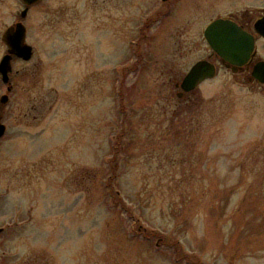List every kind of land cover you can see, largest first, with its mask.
Wrapping results in <instances>:
<instances>
[{
  "label": "rangeland",
  "instance_id": "obj_1",
  "mask_svg": "<svg viewBox=\"0 0 264 264\" xmlns=\"http://www.w3.org/2000/svg\"><path fill=\"white\" fill-rule=\"evenodd\" d=\"M160 2L0 0V60L18 20L34 48L0 79V264H264V95L220 65L189 102L169 81L264 0L142 27Z\"/></svg>",
  "mask_w": 264,
  "mask_h": 264
},
{
  "label": "water",
  "instance_id": "obj_2",
  "mask_svg": "<svg viewBox=\"0 0 264 264\" xmlns=\"http://www.w3.org/2000/svg\"><path fill=\"white\" fill-rule=\"evenodd\" d=\"M27 7L23 10L22 16L25 17L29 6L37 3L39 0H23ZM256 29L264 35V17L256 23ZM205 37L212 48L222 58L223 62L229 66L228 62L242 64L248 59L254 40L235 22L220 18L212 22L205 30ZM27 27L23 22H17L9 26L2 35V40L8 46V53L0 60V75L3 81L8 83L10 73L12 72V59L14 55L29 60L33 55V47L27 43ZM228 61V62H227ZM216 65L207 61H198L188 74L185 76L182 87L184 91L195 89L205 79H211L216 76ZM182 94L180 93L179 96ZM8 96L2 98L3 102L8 101ZM6 127L0 123V139L5 134ZM2 229H0V232Z\"/></svg>",
  "mask_w": 264,
  "mask_h": 264
},
{
  "label": "flooded vegetation",
  "instance_id": "obj_3",
  "mask_svg": "<svg viewBox=\"0 0 264 264\" xmlns=\"http://www.w3.org/2000/svg\"><path fill=\"white\" fill-rule=\"evenodd\" d=\"M160 1H161L160 6L157 9L152 10L153 12H151L149 14V16H147L144 19L142 27L148 25L152 20L154 21L158 18H159V20H162V21H163V19H166V18L171 19V21H175L178 19V15L179 14L181 15L185 11V10H183V11L181 10V7H183V5H184L182 0L181 1H179V0H160ZM123 2H124V0H118V4H120V6H119L120 11H122V9H123V4H124ZM36 4H34V5H36ZM163 4L166 6L165 13H163V9L161 8ZM179 4L181 5V7H179ZM34 5H32V6H34ZM109 5H111V3H109L108 6ZM87 6H88L87 11L89 12L91 10V8L89 7L88 3H87ZM25 7H26V5H25ZM30 7H29V10H30ZM29 10H28L25 18H27L28 14H29ZM263 17H264V7H257L256 9H250V10L248 9V7H246L239 12L234 11V12H230L226 15H219L216 18L211 19L207 23L206 27L210 23L215 21L216 19L224 18V19H228V20L235 22L244 31H246L250 37L253 38V40H254L253 49H252L248 59H246L244 61V63H242V64H235V63H231V62L227 61L229 64V66H227L226 63L223 62L222 58L220 56H218V54L214 51H213V55L208 56L207 60L215 63V65L217 66V69L219 68V65L224 66L227 70L232 72V74L235 76V78H237V80L239 81V83H241V85L248 86L249 90H251L253 92H258V93L264 95V36L261 33H259L256 29V23L260 19H262ZM25 18H23V19H25ZM18 21H22V20H18ZM120 30H121V28H120ZM204 31H205V29H204ZM204 37H205V35H204ZM213 56L215 57L214 60H212ZM15 60H21V59L14 56L13 62ZM190 68H189V70H190ZM188 71L180 78H177L174 76V77H171L169 79V81H171L170 84L173 85L171 90L176 91L177 95H178V93H181L182 94L181 98L186 100L187 102L192 100L191 95H194L196 90L198 89V87L202 84L201 83L196 89H194L190 92L182 93V91H183L182 82H183L184 77L188 73ZM0 79H1V77H0ZM10 80H11V77H10ZM10 86H12L11 81H10ZM7 89H8V86H7ZM0 123H1V121H0ZM6 129H7V127H6Z\"/></svg>",
  "mask_w": 264,
  "mask_h": 264
}]
</instances>
